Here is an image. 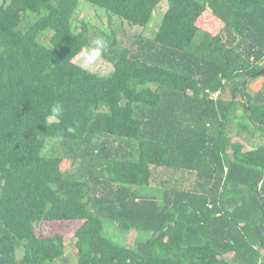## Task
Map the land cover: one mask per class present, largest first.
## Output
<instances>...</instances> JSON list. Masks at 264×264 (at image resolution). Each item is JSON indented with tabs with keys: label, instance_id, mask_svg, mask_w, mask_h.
Returning <instances> with one entry per match:
<instances>
[{
	"label": "trees",
	"instance_id": "obj_1",
	"mask_svg": "<svg viewBox=\"0 0 264 264\" xmlns=\"http://www.w3.org/2000/svg\"><path fill=\"white\" fill-rule=\"evenodd\" d=\"M83 1L133 28L163 0ZM80 2L0 0V264H56L63 222L75 264H264V0H167L129 42ZM97 36L107 75L77 63Z\"/></svg>",
	"mask_w": 264,
	"mask_h": 264
},
{
	"label": "rangeland",
	"instance_id": "obj_2",
	"mask_svg": "<svg viewBox=\"0 0 264 264\" xmlns=\"http://www.w3.org/2000/svg\"><path fill=\"white\" fill-rule=\"evenodd\" d=\"M167 8V0L161 1L158 4L157 9L154 11L151 22L147 26H135L131 28L116 16L112 17L111 25H109L108 14L104 9L81 0L79 8L75 14V23H78L79 19L87 20L96 28L99 34H102L101 31H103L104 34L110 35L112 30H115L119 40L123 42H129L135 34H142L145 37H154L158 29L160 28L164 13ZM77 63L80 64V59H78ZM84 67L101 75H107L114 69L112 63L104 59L102 56L95 64ZM259 143L260 142H257L256 145ZM62 149V143L60 140H48V153H60ZM78 166L79 165L74 166L72 170L78 171ZM141 192L143 194L149 195L156 194V190L154 188H143ZM79 224L80 223L78 222H63L59 224H49L51 226L46 224L38 226V229L42 234H48L58 231L62 232L66 237V254L61 260L57 261L56 264H75L77 262V251L73 235ZM104 226L105 235L107 237L131 248H134L139 241L145 240L150 237V234L146 232L123 231L119 229L116 224L107 220H104ZM22 252V249H19L18 255L21 256Z\"/></svg>",
	"mask_w": 264,
	"mask_h": 264
},
{
	"label": "clouds",
	"instance_id": "obj_3",
	"mask_svg": "<svg viewBox=\"0 0 264 264\" xmlns=\"http://www.w3.org/2000/svg\"><path fill=\"white\" fill-rule=\"evenodd\" d=\"M107 48L106 41L97 36L91 40L86 48L81 49L79 53L81 67L95 64L102 56ZM62 113V107L59 104H55L51 108V118L55 119Z\"/></svg>",
	"mask_w": 264,
	"mask_h": 264
},
{
	"label": "water",
	"instance_id": "obj_4",
	"mask_svg": "<svg viewBox=\"0 0 264 264\" xmlns=\"http://www.w3.org/2000/svg\"><path fill=\"white\" fill-rule=\"evenodd\" d=\"M262 73H264V66L256 73V74H253L251 75L245 82V85L248 83V81H250L251 79H253L254 77L256 76H259L261 75ZM263 232H264V227H263Z\"/></svg>",
	"mask_w": 264,
	"mask_h": 264
},
{
	"label": "built area",
	"instance_id": "obj_5",
	"mask_svg": "<svg viewBox=\"0 0 264 264\" xmlns=\"http://www.w3.org/2000/svg\"><path fill=\"white\" fill-rule=\"evenodd\" d=\"M218 93H219V92L214 93V94H213V97H217ZM263 181H264V174H263L262 180H261V182H260V184H259V188L261 187Z\"/></svg>",
	"mask_w": 264,
	"mask_h": 264
}]
</instances>
